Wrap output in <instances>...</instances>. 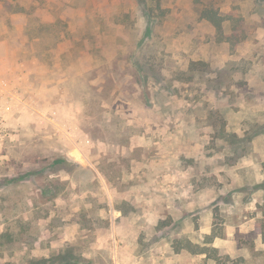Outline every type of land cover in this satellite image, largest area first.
<instances>
[{"label":"rangeland","instance_id":"rangeland-1","mask_svg":"<svg viewBox=\"0 0 264 264\" xmlns=\"http://www.w3.org/2000/svg\"><path fill=\"white\" fill-rule=\"evenodd\" d=\"M201 1L0 0V264L70 247L151 264L161 240L174 256L157 264H188L174 249L203 245L200 225L222 235L234 207L264 212V0ZM202 7L247 39L218 42Z\"/></svg>","mask_w":264,"mask_h":264},{"label":"crops","instance_id":"crops-1","mask_svg":"<svg viewBox=\"0 0 264 264\" xmlns=\"http://www.w3.org/2000/svg\"><path fill=\"white\" fill-rule=\"evenodd\" d=\"M10 20H16V21H21L22 20H27L26 15L22 13L18 14H11ZM17 24V23H16ZM21 25H24L25 22L20 23ZM10 41L8 43L7 40L0 39V54L4 57L5 61H9L11 58V50H10ZM1 59V57H0ZM7 64V62H4ZM5 65V64H3ZM264 145V141L260 142H253V146L255 148V152L257 151V147H262ZM260 152V151H258ZM262 158V157H261ZM256 203V201H254ZM233 208V207H232ZM240 206H236L233 208L234 211V216L236 217V220L231 221L230 223H227L225 225L226 229L222 233V235L219 234V236L215 237L212 242L210 243V248L217 249L218 251L224 252L230 258H238L242 259L243 262H248L251 260H254L255 257L259 255H263L264 252V244L262 241V237L259 234H255V228L257 223L263 218L264 212L257 208L256 205L250 203L248 206L244 207L243 210L245 212H248V214L242 213V209H240ZM205 216L206 220L212 219V215L210 210L205 208ZM240 212V213H239ZM209 213V216L207 215ZM241 217H243V220H240ZM199 232L202 233L205 236H209L212 234V226L211 222L209 224H202L200 225ZM242 234V235H248L251 234L253 235L252 243L250 246H238L237 240H236V234ZM188 241V240H185ZM193 246L195 245L194 243H191ZM200 247H204L203 245H199ZM125 248V246H124ZM163 242L162 240L160 242H155V245L153 246V249L151 250H157L156 254L151 253V260L153 264H157L159 262H165L167 261V257L169 255H172V253L169 255H166V251L163 250ZM129 249V248H128ZM187 251L186 249H183L180 247L179 251L175 252V256H177L179 253L182 251ZM174 256V255H172ZM186 259L188 260V264H198V261H202L204 264L207 260V264L210 261L209 258H207L206 254H193L191 252H188V255L186 256ZM151 263V264H152ZM172 264H177V263H172Z\"/></svg>","mask_w":264,"mask_h":264},{"label":"trees","instance_id":"trees-1","mask_svg":"<svg viewBox=\"0 0 264 264\" xmlns=\"http://www.w3.org/2000/svg\"><path fill=\"white\" fill-rule=\"evenodd\" d=\"M201 2H202L201 0H195L196 4L200 5L202 4ZM200 19H204L208 21L210 25L214 28L216 34L218 35V39H217L218 42L228 43L231 48H236L238 45H240L247 39L246 26L242 22L243 20H241L239 17H236L235 15L229 14L228 17H223L213 8L202 7L200 12ZM224 21L231 22L230 33L227 35L223 32L222 24ZM256 134H261V131H259ZM257 189L261 190L264 193V183L262 185H257ZM254 233L261 235L264 244V216L257 223ZM217 236H219V234L213 232L209 236H204L205 237L204 247H197V245L192 247L190 245L191 243L187 242L181 248L186 249L187 251L193 254H206L207 258H209L211 254H216L218 250L210 247L207 248L206 244H210L212 240ZM179 249L180 247H177L176 249H174V251L177 252L179 251ZM226 259H228V257H226ZM83 260L84 259L76 255L72 251V248L70 247L67 248L66 250L59 251L56 255L34 259L30 261L29 264H83L84 262ZM238 260L240 264L243 263L242 259H238Z\"/></svg>","mask_w":264,"mask_h":264}]
</instances>
